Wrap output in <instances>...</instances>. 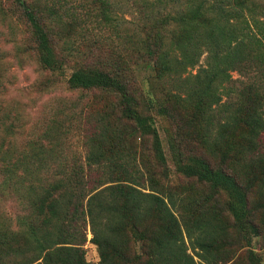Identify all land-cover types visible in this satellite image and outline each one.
<instances>
[{
	"label": "trees",
	"instance_id": "trees-1",
	"mask_svg": "<svg viewBox=\"0 0 264 264\" xmlns=\"http://www.w3.org/2000/svg\"><path fill=\"white\" fill-rule=\"evenodd\" d=\"M10 2L40 65L70 90L112 92L119 114L99 109L78 137L83 154L70 158V128L60 120L19 147L14 125L0 116V206L11 199L21 210L12 220L0 207V264H94L82 247L86 222L97 264H225L228 246L246 247L243 264H262L250 245L264 237V0ZM123 7L136 19L126 21ZM86 36L136 48L158 78L205 61L184 96L157 101L132 90L123 58L80 56L66 74L65 50ZM234 70L245 77L235 88ZM155 116L174 127L167 154ZM169 160L175 174L204 188L170 186Z\"/></svg>",
	"mask_w": 264,
	"mask_h": 264
},
{
	"label": "rangeland",
	"instance_id": "rangeland-1",
	"mask_svg": "<svg viewBox=\"0 0 264 264\" xmlns=\"http://www.w3.org/2000/svg\"><path fill=\"white\" fill-rule=\"evenodd\" d=\"M124 9L125 7L121 12H125L123 15L126 21L136 19V15L126 13ZM125 24L132 25L127 22ZM106 34L105 32L104 35ZM95 39V36L80 37L75 44L77 48L68 47L69 49L65 50L67 54L72 53L67 60L66 74L70 72L72 66L80 62V56L82 58L87 56L89 62L118 61L123 58L124 66L127 68L126 73H129L132 90L137 95L149 96L157 101L168 98L171 92L184 96L191 88V75L201 65H204L205 61L204 56H202L195 66L175 67L163 78H158L151 65L137 60L139 56L136 48L130 47L129 51L123 47V50L121 48L116 49V47H110L106 42H102L101 38L96 41ZM31 45L28 26L19 17L17 9L10 0H0V116H4L5 125L8 123L14 125V138L19 147H22L29 140L40 137L46 124L51 120H60L70 128V137L67 143L68 157H73L75 154L73 152L76 151L77 156H79V154H83L85 149L78 137L81 138L84 135V128L90 126L88 122L91 123V120L96 116L95 113L104 106L114 110L118 115L117 98L112 92L106 90H70L64 76L49 71L40 65ZM118 51L121 52V55L118 54ZM231 75L233 81L230 85L234 88L239 86L240 80L245 79L236 70L232 71ZM81 94L83 96L79 99ZM141 109L143 113L154 114L153 110L148 111L144 107ZM80 111H82V115L79 117ZM72 117H75V121ZM154 118L163 150L167 154L166 133L173 132V124L165 117L155 116ZM76 127H80V130H74ZM149 144L150 141L146 142L147 149L145 152L151 158ZM189 146L195 153L202 154V148L197 142L191 141ZM168 165L170 166V186L176 187L177 191L183 188H188L190 191H196V188H204L195 182H188L179 174H175L170 160ZM158 177L164 181L160 175ZM192 191L191 193H193ZM0 207L12 220L17 213H21V210L11 199L6 200ZM81 229L86 236L82 245L85 258L88 262L97 264L99 254L97 245L91 239L92 232L89 224L86 222V225L83 224ZM133 232L136 231L133 230ZM186 244L188 252L198 260L187 239ZM131 247L130 250L133 251L134 248ZM250 247L256 252L261 263L264 264V237L252 238ZM228 248V256L230 257L232 252L233 256L225 264H233L235 261L237 264H243L246 247L236 246L232 249L228 246Z\"/></svg>",
	"mask_w": 264,
	"mask_h": 264
}]
</instances>
